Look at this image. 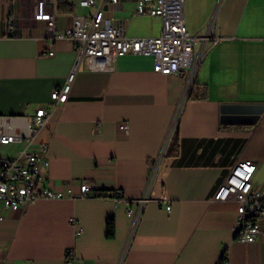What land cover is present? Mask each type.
<instances>
[{"label":"crops","instance_id":"obj_1","mask_svg":"<svg viewBox=\"0 0 264 264\" xmlns=\"http://www.w3.org/2000/svg\"><path fill=\"white\" fill-rule=\"evenodd\" d=\"M42 1L60 29L85 11L79 0H0V128L21 138L0 144V156L48 144L45 185L79 194L86 180L98 190L38 199L22 211L0 202V264H67L73 257L75 264H264V237L237 240V204L216 199L238 161L251 164L253 188L264 190V112L255 125L221 122L222 106H264V0L222 1L219 40L194 78L196 87L206 86L205 98L185 95V71L162 74L152 58L127 55L83 60L64 103L51 94L65 83L77 52L63 40L54 55L44 53L47 22L35 18ZM217 3L186 0L189 32L202 29ZM135 8L136 0H123L109 13L126 21L130 37L160 35L161 18L137 16ZM42 106L50 110L48 120L31 128ZM171 126L179 154L165 158L152 191L168 201L148 202L133 226L127 201L116 204L109 195L117 188L127 199L143 194L150 161Z\"/></svg>","mask_w":264,"mask_h":264},{"label":"built area","instance_id":"obj_2","mask_svg":"<svg viewBox=\"0 0 264 264\" xmlns=\"http://www.w3.org/2000/svg\"><path fill=\"white\" fill-rule=\"evenodd\" d=\"M185 2L186 0H136L135 15L159 17L162 20L161 34L151 37L128 36L126 21H118L109 13L111 6H122L123 0H79L78 3L85 11L73 17L71 26L62 29L57 28L54 11H47L45 1L40 2L35 18L47 22L44 53L54 55L55 44L63 40L72 42L77 52L74 67L65 83L53 90L51 98L56 103L68 100L78 67L83 60L90 58L114 62L127 55L152 58L154 71L162 74L185 71L187 84L184 93L187 95L199 64L219 39V23L217 7L200 31L190 33L186 26ZM91 8H94L93 11ZM16 29L11 25L10 33L14 34ZM49 113L50 110L44 106L38 108L29 126L39 129L47 122ZM175 122L173 120V127ZM172 126L159 154L150 161L143 194L136 199H127L124 190L117 188L109 195L116 204L127 201L128 213L134 218L133 226L140 219L148 202L154 200L165 204L168 201L165 193L153 198L152 191L166 158ZM121 128H125V125ZM16 140L21 138L6 134L0 128V144H10ZM48 166V144H42L38 151L23 149L13 158L0 156V202L4 207L22 211L38 199L84 197L89 192L98 190L93 182L86 180L82 183L79 194H74L70 187L54 189L45 185L44 171ZM251 167L246 161L234 164L216 194L219 201L237 204L238 217L233 227L235 237L247 243L264 237V190L253 188ZM170 208L167 205V209ZM75 263V257L67 262ZM220 263L228 264L226 259Z\"/></svg>","mask_w":264,"mask_h":264},{"label":"water","instance_id":"obj_3","mask_svg":"<svg viewBox=\"0 0 264 264\" xmlns=\"http://www.w3.org/2000/svg\"><path fill=\"white\" fill-rule=\"evenodd\" d=\"M263 112V105L222 106L221 122L224 124L255 125Z\"/></svg>","mask_w":264,"mask_h":264},{"label":"trees","instance_id":"obj_4","mask_svg":"<svg viewBox=\"0 0 264 264\" xmlns=\"http://www.w3.org/2000/svg\"><path fill=\"white\" fill-rule=\"evenodd\" d=\"M205 93H206V86H198L196 87V82L195 80L192 82L189 93H188V98L189 99H203L205 98ZM179 154V140L178 136L173 135L172 140L170 142V145L168 147L167 153H166V158L175 156ZM116 232V221L114 217H110L107 220V236L112 238L115 236Z\"/></svg>","mask_w":264,"mask_h":264},{"label":"bare ground","instance_id":"obj_5","mask_svg":"<svg viewBox=\"0 0 264 264\" xmlns=\"http://www.w3.org/2000/svg\"><path fill=\"white\" fill-rule=\"evenodd\" d=\"M220 1L221 0H218V3H217V5H216V7H215V9L218 7V19H219V10H220ZM186 3V2H185ZM80 5V4H79ZM214 9V10H215ZM214 12V11H213ZM212 15V14H211ZM218 23H219V21H218ZM187 26V25H186ZM218 28H219V26H218ZM189 31V30H188ZM191 33V32H190ZM219 35V34H218ZM219 40V39H218ZM204 59V58H203ZM202 62V61H201ZM201 64V63H200ZM200 64H199V66H200ZM181 72V71H180ZM186 84H187V82H186ZM186 88V87H185ZM171 138V137H170Z\"/></svg>","mask_w":264,"mask_h":264},{"label":"rangeland","instance_id":"obj_6","mask_svg":"<svg viewBox=\"0 0 264 264\" xmlns=\"http://www.w3.org/2000/svg\"><path fill=\"white\" fill-rule=\"evenodd\" d=\"M222 1H223V0L220 1V3H219L220 5H221ZM138 27H140V26H139V24H137V23L134 24V25H131V28H134V29H135V28H138Z\"/></svg>","mask_w":264,"mask_h":264}]
</instances>
